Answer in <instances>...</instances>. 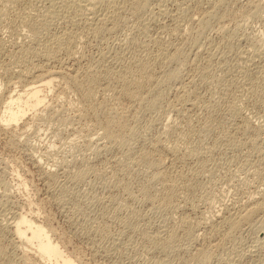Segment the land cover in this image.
Instances as JSON below:
<instances>
[{"label": "rangeland", "instance_id": "1", "mask_svg": "<svg viewBox=\"0 0 264 264\" xmlns=\"http://www.w3.org/2000/svg\"><path fill=\"white\" fill-rule=\"evenodd\" d=\"M38 1L39 0H34L33 4L35 3L34 6H36L37 9H39L38 7H40V10L43 9L41 7L45 3L48 4L47 0H44V1H46L44 4H42L43 0L39 3H38ZM158 1H162V0L154 1L153 3H156L155 5L153 3H151V6H152V4L154 6L152 8H153V11L155 13L158 12L160 9L159 3L157 4ZM163 1L165 2V7H167L166 9L172 8L171 9L172 13L174 12V10H175V12L178 11V9H176V7H177L176 3L180 4L181 1H179V0H177V2H176V0H174L175 2H173V0H169L170 2L168 0H163ZM199 1L194 0L196 6L193 4L194 3L193 1L185 3V5L190 3V5L192 7V9H191V7L189 6V11L185 14L186 17L191 15L190 16L191 18L194 17L193 19L197 20L198 16H199L198 14L202 12V9H199V6L201 5L200 8L201 7L203 8L205 6L208 7V5H209L208 3L210 0H201L202 2L203 1L206 2V3L203 2V3H205V5ZM259 1L262 2L263 0H256V1L254 0V2H256L257 5L260 4ZM247 2L254 4V2H251L250 0H238V1L236 0V1H234V4H232L233 3L232 2L230 4L231 6L230 5L228 6L229 8H231V11L234 10V12H233L234 16L233 17H235V18H233V19L237 20V22L231 18H230L232 20V21L230 20L231 23H230L228 18L226 19L227 22L229 21L228 23L225 20V24H226L225 26H226L227 30L225 28L223 30L228 31L227 33H225L223 35L224 31H222V34H221L220 33L222 30L220 28L221 24H219V26H218V24L215 21H213L214 24H213V22H212V25L210 24V26H212V27L208 28L209 30L207 29L205 32L206 36L205 35L204 36L207 39H205V38L203 39V37H204L203 36L201 39H199L200 40L199 42L194 40L196 38H194L193 36H188V35H190L189 33H191V29L193 28V23L191 20H188L190 17H188V19H184L185 17L183 15L182 16L183 18H181L179 16L180 14L178 13L179 11L176 13L174 12L175 13L174 15L171 13V11L167 12V13H169V15L171 14L170 16L172 17L171 18L172 20L174 19V17H177V13H178L180 21L178 19L176 20V18H175L174 21L177 22L176 24H179V23L182 24L184 22V26H183V24L182 25L179 24V26H181L180 28L183 27L181 29V34L177 35L176 33L171 34L169 32L171 34L170 37H168L169 36L168 32L163 33L164 31L161 32L162 30L160 29L161 28L160 25L164 22L166 23V25H168L170 27L175 26L174 25L175 22L171 21L169 15H168V17L167 16L162 17L164 19V21L162 18H160V19H162L161 21H158V22L155 21L151 25H148L149 26L148 31H146L148 34L145 33V35H144L143 32H142L143 34L140 32V31H142V29H141L142 24L140 25V22H138V21H144V19L139 20L138 18L131 17L132 15H129L130 18H128L129 16H127L128 14H126L125 16L123 15V18L121 17L122 19L118 20L119 21L118 23L120 25L118 24L117 29L112 31L113 33L107 32V33H105V35L100 36L98 38L93 36V35L92 36L88 35V37H90V38L84 36V39L88 38L86 41H84V39H82V37H81V39L79 38L80 40L78 42H80L82 40V42H81L82 44L81 43L79 45L77 44L78 45V46L76 45L77 48H74L77 50L78 47L81 46L80 49L77 50V52L74 49H73L74 53H73V51L71 52L72 54H70V53L65 54V52H64V54H61V53H63V52H61V53H59L60 57H59V55L57 56L58 58L56 57L57 59L51 58L50 61L47 60L48 64H47V62H44L45 59L41 58V56L35 55V59H34V56L30 58L28 65L31 67L33 65V64H31V62H33L35 65L38 63L42 64V61H43L44 65L38 64L35 66L33 65V67H36V66H37L36 68H38V66H39V68L44 67L43 69L46 68V70H48V68H49V70L50 69L53 70L54 68L55 69L57 68L58 70L56 69V71L63 72V75H64L63 77H65V76L71 77V75H69V74H73L75 72L74 70L78 69L79 67H81L82 70L80 71L81 68H79V70H76V72L74 74L78 73V71L83 72L84 70L88 69V67L91 68V66H93L94 63H95V65L93 67H96V63H97L96 60L102 59L101 56H103V55H104L105 59L107 58L106 60L108 62V63L105 62L106 60L103 59L105 65L110 63L114 68H116V66L118 67L119 64L117 63L118 64L117 65L116 62L113 60V58H115L114 55L122 54L125 52L126 47H123L125 45H123L122 42L124 41V44H125V42L128 40V38L130 39L131 37H135L137 40H140L142 38V42H144V43H141V44H147V42H150L151 40H153L154 37H156L155 39H158L159 37L163 36V38L161 37L159 39H161L165 43H168L170 41L171 43L170 42L169 43L171 45L168 43L169 44L168 47L169 46H170V48L172 47L171 48L172 51L176 48V46L178 45L177 43L179 42L180 43L179 45H182L181 47L184 48L183 53H185V55L183 54L184 57H182V59H185V58L186 59H185V61L182 60L184 63L183 64L184 66L182 65L183 69H181V70H182L183 74H181V76H180L181 78L177 79L176 82L172 81L171 84H170V82H171L170 81V82H168L169 85L165 84L163 86V88H165L164 89L165 92H167L166 93L167 96H166V100L163 99L164 104H163V102L161 103L162 107L150 108L147 106L146 107L143 106V107H145V109L142 107L137 108L136 104L131 102V100H128L127 98H124V99L121 98L120 99L121 100L120 104L124 100L125 105H129V103H130L131 106L133 105L135 107L134 108L132 106L130 109L129 108L130 105H129V107L126 106L124 108H126V110L128 108L131 110L129 112L127 110V112H128L127 114H129L128 117H129L130 122L132 124H134L135 127H138L139 131L141 129L140 135L136 137L137 139L134 140V138H133L131 140L130 138H132V137L128 138V139H130V142H128V144L125 145V147L127 146L126 147L127 149L124 148L123 145H122L123 147L118 146L116 144L111 146L109 144H106L104 140L99 139L98 135L95 133V131H93L94 127L90 128L91 125L93 126L92 117L89 118L88 120H85V121H84V119L79 118L80 116H78L79 114H78L77 109L75 108L74 105L79 102V99L76 100V98L77 97L79 98L80 95H79L78 91H76L74 93L73 90H75V89L71 85H70L71 88H69L68 83L63 84L64 86L59 85V83H61V84L64 83L63 81L65 79L63 80L62 78H60V80L62 79L63 81L57 82L58 84L56 83V85L54 86L55 92H53L54 89H52V91L48 92V98L46 99V101L51 104V105L49 104L50 107L48 108V110L46 109L45 110L46 112L45 111L43 112L42 110H40L39 111L40 115L37 114L36 116L33 115L31 112L32 117L29 114L26 117L27 119L26 118H25L26 120L24 119L25 121H27V120L32 121V122H30V124L28 126L30 131L27 128L29 131V134H28L27 129L25 131V129L20 128L23 125L22 124L23 121L20 124V127H18V132L20 134L15 137L16 139L14 137H11V135L8 132L0 129V264H35V263L37 264L36 260L32 259L31 257H30L31 258L30 261L26 260L27 255H26L25 251H22V249L23 250L25 249L24 245H22L21 243L18 245L19 242L16 241L18 239L16 238L15 234H13L12 231L10 232L11 221L13 222L15 220V217H16L15 215H18V214L20 215V214H25V213L29 214L30 213V214H33L35 216L37 215L36 217L38 218L39 221L46 224V226L51 228L52 231L54 230L53 232H55V234H56L55 235L53 233L54 239L60 243L61 247L65 251H67V253L74 255L76 258H78V259L81 258L80 260H81V263L83 262L82 264H86V263L87 264L88 263L89 264H158L155 262V259H156L155 253L153 254L151 251V246H150L151 241L150 240H151L152 236L156 237L157 235H163L164 229H165L164 226L166 224L168 225V227L172 224L175 225L179 220V219H177V217L180 219L182 217H186L187 219L190 218L191 220L190 219H188V220H190L191 223L193 221L196 222V223L193 222L196 226V225H198V223L200 221H202V219L205 217V215H206V217L212 215L216 220H218V217L221 216L222 214H223L222 216L230 214V213H228L230 210V212L232 211L231 212L232 214L236 213L237 215H235V216L238 218V217H242V216L246 215L248 212L250 213L251 211H253L260 203H264V136H263L264 133H261L260 137H257L258 142L256 141V143H255L256 145H255V144H252L249 142L250 136L247 133V131L245 132L246 129H243V128H246L248 125V126H250V128H262L261 131L262 130L264 131V112H263L264 111V87H263L264 86V78H262V77H264V67H263L264 66V61H263L264 60V56H263L264 55V51H263L264 50V9H263V11L262 10L260 11L261 13L258 12L260 14H256V15L253 14L252 16H250L248 13H246L243 10V6L247 5ZM197 3L198 4L201 3V4L197 5ZM39 4H40V6H39ZM192 4H193V6H192ZM202 4L204 6H202ZM235 5H236V7H235ZM237 5L239 7L241 6L242 9H240L241 7L238 9ZM0 6H1V3H0ZM193 7H195V8H193ZM152 8H150V9H152ZM233 8H236V9H233ZM150 14H151L150 12H146L145 15L143 14L144 18L150 16ZM194 15H196V16H194ZM257 15H260V16H257ZM196 17H197V19H195ZM127 18H128V22H127V20H125ZM237 18L240 20H238ZM134 19H136V22ZM168 20H169V22H167ZM1 21L2 20L0 18V23H2L0 25V30H2V31H0V40L3 41L5 39L3 41V43L6 42L8 44L7 46H10V43L12 40L16 41L17 43L19 42V44H21L22 41L23 42L26 41L25 40L26 38L24 39L23 35L17 34V36H16L9 29L4 28L5 24H3L4 23L3 21L2 22ZM178 21H179V23H178ZM124 22H126V23H124ZM134 22H135V24L136 23L137 24L139 23V24L138 25L136 24V26H135ZM239 22H240V24H239ZM81 23H80V25H81V27H83L84 26L83 23H85V22L83 21V23H82L83 25ZM154 23H158L160 25L155 24L156 25L155 26ZM171 23H173V24L170 25ZM215 24H217V25H215ZM139 25H140L139 29H141V30L135 29L136 27L138 28ZM227 25H229V26H227ZM216 26H218V27L216 28ZM61 27L64 28L63 25H61ZM227 27L228 28L230 27L229 30ZM235 27H237V28H235ZM79 28H80V26H79ZM218 28H220V29H218ZM83 29L77 28V30H79L80 32ZM237 29H238V31H237ZM185 30H187V31H185ZM79 31H77L76 33H80ZM182 31L186 32L185 33L186 35L183 34ZM231 31H235V32H231ZM127 32H129V33H127ZM8 34H9V36H8ZM150 34H152V35H150ZM214 34H215L216 38H215V36H213ZM248 34L253 35L255 38L251 35H248ZM130 35H133V36L130 37ZM138 35L139 36L141 35V36L138 37ZM243 35L245 36L244 38H243ZM151 36H152V38H151ZM166 37H167V40H169V41H165ZM176 37H178V39ZM186 37H187V39H186ZM138 38H140V39H138ZM164 38H165V40H164ZM182 38H184V39H182ZM19 39H21V40H19ZM144 39H146V42L143 41ZM174 39H176L178 42H176V40H174ZM180 39H181V41H179ZM251 39H258L259 40L258 42L261 43V44L258 43V47H255L257 49H261L263 52V55H261L259 58L257 56L256 57L254 56L253 47H251L252 45L250 44ZM17 40H19V41H17ZM120 40H122V41H120ZM184 41H185V44L183 43ZM212 41L215 45L212 43L211 44L212 46H211L210 42H212ZM172 42H173V44H172ZM121 43H122V45H119ZM83 44H86L85 47ZM191 44H193V45H191ZM228 44H229V46H231L230 48H232V46H233L232 50H230V48H228L229 47ZM230 44H232V45H230ZM112 45H113V47H112ZM115 45L117 46V48ZM173 45H175V46H173ZM200 45L201 46L203 45L202 47L204 48V50L206 52L203 50V48ZM82 47H84V48H82ZM8 48H9V50L11 49L10 47H8ZM81 49H84L85 51L83 50L81 53L80 52ZM119 49H121L122 52ZM136 49L138 51L140 49V51H141V48H139V47H137V48L134 47V50H136ZM198 49H199V51H198ZM116 50H118V51L116 52ZM128 50H130V49H127L126 53H124L126 56H128V54H130V52L133 51V50H130V52H129ZM195 50H196V52H195ZM210 50H212V51H210ZM78 51L80 52V54H78V56H77L76 53H79ZM114 51L117 54H113ZM187 51H189V52H187ZM208 51H210L214 55V57H212V59H211V61L213 63V64L211 63V65H210L211 67L209 66L211 61L210 60L207 61L209 58L208 54H210V52H208ZM193 52H194V54H193ZM215 52H218V53H216V56L214 54ZM83 53L86 55L87 59L90 58V64L89 65H88L89 60H86L85 56H83V55H82L83 57L80 56ZM109 53L110 54L112 53L111 56L113 55L111 58L109 57V55H110ZM68 54H70L71 56H69ZM105 54H107L108 56L106 55L107 56L106 57ZM204 54H206V55H204ZM98 55H99V58H98ZM1 56H0V62H4V60L6 62H8L7 58H4L3 55H1ZM73 56H74V58H73ZM76 56L78 58L79 57L80 58L77 59ZM36 57L37 58L39 57V58L37 59ZM68 57H70V58H68ZM95 57H97V59ZM32 58H33V61L31 60ZM109 58H110V60H109ZM66 59H67V61H66ZM235 59H236V61H235ZM248 59H249V62H248ZM93 60H95V61H93ZM112 60H113V62H112ZM62 61H63V63H62ZM227 61H229L228 62L229 64L226 63ZM239 62H241V63H239ZM92 63H93V65H92ZM187 63H189L188 66H187ZM203 63L204 64L207 63L208 66L210 67V69L212 68L211 69L212 71H211V70H209V67H208V71L212 72L213 74L209 73L210 75L207 77L209 79L206 78L205 82L200 83V80L198 78L199 77L198 72H199V68H201L200 66H203L202 65ZM246 63H247V65H246ZM54 64H55V66H54ZM113 64L114 65L116 64V66H114ZM198 64H200L199 68H198ZM86 65H88L87 68H86ZM120 65H121V61H120ZM240 66L241 67L244 66V67L241 68ZM118 68H121V66ZM118 68H116V70ZM229 68L231 69L230 71L227 70ZM240 68H241V70H239ZM251 68L252 69L254 68L255 70L254 69L252 70ZM248 69H250V70H248ZM246 70H248V71H246ZM65 71L69 72V73H66ZM237 72H239V73H237ZM244 72H249L251 74L244 76L245 75ZM214 74H215V76L213 77ZM227 75H229V77ZM259 75H261V76H259ZM183 76L185 77V79ZM211 76H212V78H211ZM250 76L252 77V79L251 78L249 79ZM227 77L229 80L227 79ZM231 78L233 81H230ZM240 78L242 80H240ZM191 80H193V81H191ZM211 80H212V82H211ZM216 80L218 82L220 81V83L222 82L221 84H223V85L225 82L228 84L231 83L229 86L230 88L228 90L223 88V87H225V85L224 86L221 85ZM262 80H263V83H262ZM196 81L199 85V86L197 85L198 90L196 89V93L198 92L197 99L195 101L193 99L192 100L188 99L187 103L185 102V99H183L182 104H184V105H182L180 101H178V100L176 101V99H178L177 97L180 96L179 92H181V90H183V89H186V88L188 89V87H190V85H192L193 82H196ZM65 82H66V80H65ZM250 82H252V83L255 82L254 88L256 90H258L257 92H256V90L254 92H251V88L249 87V86H251ZM214 83H215V85H214ZM187 85H189V86H187ZM260 85H262V86L260 87ZM56 86H58L61 89L63 86L64 89H62V91L64 90L66 92V93L64 92L65 95L68 97L66 98V96L63 94V92L58 91L60 89ZM166 86H168V87H166ZM182 86H185V87L183 89H180V88H182ZM176 87H177V89H176ZM14 88H16V87H14ZM66 88L68 90H66ZM69 89L70 90L72 89L71 90L72 93H69L70 92ZM218 89H219V91H218ZM17 90H19V88H17ZM176 90H178V91H176ZM174 91H176L177 93H175ZM242 92H244V93L242 94ZM256 93H258V94H256ZM56 94H58V97H60L59 98L60 100L58 98L56 99V96H57ZM60 94L62 97L60 96ZM181 94H182V92H181ZM260 94L262 95V97ZM99 95L100 96L98 98L103 99L102 97L104 95L102 94V92ZM242 96H244V98ZM64 97H65L66 101H64L65 100ZM69 97L71 100L69 99ZM174 97H175V99H174ZM198 97H200L201 101H199ZM232 98L234 101L236 100L235 104L236 105L238 104L237 106H238L239 112H240V113H238L239 114L238 116H237V113L235 115L230 114L227 110L224 109L225 104L221 103L223 108L219 112V115L217 114L218 118L217 119L215 118V121L212 123L213 124L212 127H208V126L204 127L201 125V121L204 120V117L206 118L209 113L211 114V112H212V111H210L211 106L212 107H213V105L216 106V103H217V105L219 104V106H220V103H218V102H223V100H225V99H231L232 100ZM246 98H247V101L245 100ZM170 99H172V100H170ZM243 99H244V101H243ZM74 100L76 103H74V104L72 103L73 104L72 105L70 102H74ZM63 101L65 104L63 103ZM127 101H129V102H127ZM196 101H199L201 103H198ZM55 102H56V104H55ZM67 102H68V105H67ZM124 102H123V104H124ZM177 102H179V103H177ZM195 102H196V106H198V104L202 105V106L199 105L200 107L198 106L200 108V110L196 106L193 107V105H195ZM237 102H239V103H237ZM174 103H176V104L174 105ZM203 103H205V104L203 105ZM123 104H121L122 107L125 106ZM172 105H174L175 108L181 107V109H183V110H181L180 108H177V109L181 110L178 112V111L174 110V107H171ZM181 105L184 106V108ZM208 105H209V109L206 108V107H208ZM240 105H242V107ZM56 106L58 109L56 108ZM195 107L198 110H196ZM52 108H54V109H52ZM49 109L51 110V112H49L50 111ZM188 109H189V111H188ZM251 109H253V110H251ZM56 110H58V111H56ZM59 110H60V113L62 114L60 116L57 114V113H59ZM184 110H186L185 111L186 113L184 112ZM207 110H208V112H207ZM246 110L250 111V112L248 113ZM75 111L77 112V114H75ZM202 112H203V115L201 114ZM41 113L42 114L44 113L45 115L44 114L42 115ZM55 113L57 114L56 116H55ZM198 113H200V114H198ZM52 114H54L53 120H52V118H50L51 117L50 115H52ZM182 114H183V116H181ZM41 115H42V117H41ZM46 115H47V117H46ZM185 115H187V117ZM33 116L36 117V119L37 118H39V119L33 121V118H34ZM68 116L71 118H69ZM188 116L189 117L191 116V119H193V116H196V117H194L193 122H194V125H195V123L197 124V125H195V127L196 126L197 127L194 130V134H192L188 140V144H189L188 146L190 148L192 147L191 149H193L191 151L195 152L197 150V152H198V153L196 152V154L193 153V155L195 154V156H190V155L187 156L186 155L184 157V159H182V160L175 158L176 160L174 159L175 160V163H174L173 156H171L170 154L165 152L164 158H166L167 160L165 161V159H163L164 164H162V161H161V163H159V165L156 167L157 169L155 168V170L153 168H150V167L144 165V164L143 165L136 164L132 160V158H134L135 156L136 157L138 156L137 153H139L140 150H142L141 147H144L146 144H147L146 146H148V145L150 146L153 142L152 146H154L156 144H159L157 142H159L160 139H162L161 140L162 142L160 141L161 143H163V142H164V144L170 143L171 142L170 139H172V137L170 138L171 132L166 133L167 129H165V128H168V127L170 128L172 126L173 128L171 127V129H174V130L181 129L183 126H185V123H186L185 120L190 119ZM240 116L243 118H241ZM258 116L260 118H258ZM61 117L63 120H65L64 119L65 117H68V118H66L67 120H65V121H67V122L69 121V122L67 123V122L61 120ZM182 117H184V118H182ZM247 117H249V118H247ZM31 118H32V120H31ZM80 119H81V121H80ZM181 119H184L185 123ZM89 120L92 121L91 124H90ZM254 120H255V122H254ZM61 121L64 123V125H62L63 123ZM241 121H242V123H241ZM85 122H86V124H84ZM88 122H89L90 126L87 124ZM168 122H170V123H168ZM259 122H260V124H259ZM65 123H67L68 125ZM69 123H70V126H69ZM165 123H166V125H165ZM83 125L88 126V128L87 127L84 128ZM175 125H178L180 128H178V129H177V127L174 128ZM181 125H183V126H181ZM198 125H200V126H198ZM32 126L34 128L35 127L36 128L34 129ZM209 126H211V125H209ZM67 127L69 129H67ZM31 128H33V129H31ZM235 128H236V130H235ZM239 128L240 129L242 128L243 130L242 129L240 130ZM62 129L63 130L66 129V130H64V132L62 133L61 132ZM159 129H160V131H159ZM20 130H23V133L20 132ZM238 130L242 133L240 134V132ZM57 131H59V133L54 136V134L57 133ZM72 131H74V132H72ZM236 131L238 133H236ZM24 132L27 134H24ZM77 132H79L80 134ZM160 132L162 133V135L160 134ZM229 132L230 133L234 132V134L237 136V139L243 143H241L240 145L234 146V145H231L225 139H222L225 136V134L227 135ZM5 133L7 136L5 135ZM243 133H246V134H244L245 137L243 136ZM163 134L165 136H163ZM158 135H159V139H158ZM166 135H168V136H166ZM9 136L12 139L14 138L15 141L17 140V137H19V136L20 137L18 138V140L16 142H14V140L9 141L11 139V138H9ZM155 136H157L156 139H155ZM162 136L164 138L166 137L167 141L163 140L164 138ZM6 137H8V138H6ZM67 137H68V139H66ZM239 137H240V139H239ZM247 137H248V139H247ZM23 138H25V139H23ZM75 139H77V140L75 141ZM150 140H152V141H150ZM153 140H155V141H153ZM156 140H158V141L156 142ZM227 140H228V138H227ZM243 140H245V141H243ZM12 141L14 142V144H12L13 143ZM66 141L69 144L65 143ZM70 141H72V143L74 142L76 145L74 146V144H71ZM154 142H156V143H154ZM28 143H30L31 145L34 144L35 147L30 146V144H28ZM97 143H99L98 145L100 147L101 146L102 147L99 148ZM190 143L192 144V146H190L191 145ZM35 144H37L38 147ZM103 144H105V145H103ZM12 145H15V146H12ZM106 145L110 146L111 149L110 148L107 149ZM96 146L98 147V152H97ZM104 146H105L106 150H105ZM131 146L134 147L133 148L134 150L132 149ZM8 147L10 148V150L8 149ZM102 148H104V150ZM128 149H129V151L132 150L133 152L135 151L137 153H133L132 151L128 152L127 151ZM192 152H190V153L192 154ZM126 153L127 154L130 153V155L128 154V156H130V157L132 156L131 158L130 157L128 158L130 161L127 158L124 160L125 156L128 157ZM131 154H133L134 156ZM198 154H199V157L196 156ZM202 155L204 158L202 157ZM185 158H186V160H185ZM121 159H122V161H120ZM126 160H128V162L133 164V166H132L130 163H128L129 166H132L131 169H129V168L127 169V167H129V166L126 163L127 162ZM179 160H181V163ZM67 161H68V163H67ZM58 162H60V163H58ZM62 162L63 163L65 162L64 164H65V166L66 165L67 166L65 167ZM176 162H177V164H176ZM198 162H200V164ZM54 163H56V165ZM124 163H126L125 166L122 165ZM161 164H162V166H161ZM174 164H176V165H174ZM201 164L203 166H201ZM59 165H60V167L58 168ZM172 165L174 166V168ZM183 166H184V168H182ZM120 167H122L123 172H122V169ZM123 167L126 170H124ZM164 167L165 168L169 167L167 170L172 172V174H175V173L177 174L178 172H179L178 174H180L181 170H182L181 171L182 173H184L183 171H186L187 173L185 172V174H187V176H189L188 181H189V179H190V181L193 179V182L191 181V184L194 185V186H192V190L193 189L194 190L193 191L191 190L190 192L185 191V192L180 193L183 195V196L181 195V198L179 196L180 194L177 196L178 200L176 199L175 204H177V205H175V206H177L178 210L176 208H174L173 210L169 209V211H168L167 209H164V208H160V207L157 208L159 206V204L156 203V205H157L156 206L153 203L146 201L144 199V197L142 196L143 195L142 192L145 188L146 182L149 180V178L151 177L153 172L160 170V169L161 170L165 169ZM180 167H181V169H180ZM197 168L201 172H199V174H198L199 176L196 175L197 176V178H196V176L193 173H195V171L198 170ZM201 168H203V169H201ZM177 169H179V170H177ZM46 170L47 171L49 170V171L47 172ZM175 170H177V171H175ZM202 170H203V172H202ZM59 171H60V173H59ZM211 171H212V173H211ZM189 172H190V174L192 172V174L191 175L188 174ZM45 173H47V174H45ZM52 173H54L55 176L53 175V177H52V175H51ZM201 173H202V175H201ZM115 174H117L116 175L117 177L119 175L120 178L118 177V179H117V177L114 176ZM116 179H117L118 183H117V181H114ZM119 179H120V181H119ZM121 181H122V183H121ZM199 186H201V187H199ZM188 193H190V194H188ZM185 195H186V198H185ZM210 195H212L214 198L216 196L217 197L215 199H213V197ZM250 195H251V197H250ZM196 197H197V199H196ZM94 198L98 199V201H99V202H97L98 204L96 203L92 208L87 207V203ZM259 198H261V199L259 200ZM207 199H208V202H207ZM101 201H103V203ZM245 201H247L248 203ZM193 202H195V204ZM228 202L229 203L231 202L233 205L230 203V205H231L230 206ZM255 202H256V204H255ZM241 203H244V205ZM197 204H199V205H197ZM180 207H181V209H180ZM233 209H234V211H233ZM243 209H244V211H243ZM176 210H177V212H176ZM192 211H194V212H192ZM13 213H15V214H13ZM217 213L219 214V216H217L218 215ZM12 216H14V218ZM198 216L201 218L203 217V218L199 219ZM192 219H194V220L192 221ZM175 221H176V223H175ZM246 226L247 225L242 226L243 227L242 231L235 234V236L233 238H231L230 240H229L230 237L228 236V235H231L230 230L228 227H225V228H223L224 230L222 229V232H220L218 235H216L213 239H211L209 241L210 243L207 242L206 240H204L203 235H202V233L204 234L205 230H207V229H204L205 227L204 228L199 227V231L197 228L198 232L196 231V233L198 235L200 242L197 239L196 240L197 242L195 241L196 243H193V244H195L194 245L195 247L202 246V244H203V246L205 244V247H206L210 244V246H208L210 250L213 249L212 251H215L216 253H220V254L223 252L221 256L222 257L224 256L225 260H228V258L229 259L231 258L230 261H233V262L235 261L234 263H238V260L240 259L239 258L240 254L243 252V250L250 251L251 255H255L254 254L255 250L253 251V249H254L253 246H254V244H256L255 240L257 238V234H256L257 232L253 233V230L251 231L250 229L247 228L248 226L247 227ZM8 228H10V229H8ZM223 232H225V233H223ZM201 240H204L205 242L201 241ZM212 240H214L213 241L214 243L211 242ZM198 242H199V244H198ZM250 244H252V245H250ZM20 245H22V246H20ZM194 246H193V249L195 248ZM212 247H214V248H212ZM263 249L261 250L262 253H264ZM240 250L242 252H240ZM251 251H253V252H251ZM236 252H238V253H236ZM190 253L191 252L187 251V253L184 252V253H182L181 256L179 255V257L176 256L173 258V256H171L172 258L170 257V259H168L167 262L163 263V264H185L182 262H185V260H187L186 258L188 255H189L188 258L190 259V256H191ZM183 254H185L184 257H183ZM236 255H238L239 257ZM181 257H183V258H181ZM83 259L85 262L82 261ZM248 261H250L252 263L251 259L250 260L247 259V262ZM250 262H248V264ZM214 263L215 262H210L208 264H214ZM38 264H40V263H38Z\"/></svg>", "mask_w": 264, "mask_h": 264}, {"label": "bare ground", "instance_id": "2", "mask_svg": "<svg viewBox=\"0 0 264 264\" xmlns=\"http://www.w3.org/2000/svg\"><path fill=\"white\" fill-rule=\"evenodd\" d=\"M42 0H39V2H41ZM48 1V4H46L43 0V3L44 4L40 10V7H38L39 9L36 8V6H34L33 2L34 0H0V3H1V6H0V18L1 20L4 22L3 24H5V27L4 28H7L9 29L14 35L17 36V34L19 35H23L24 36V39L26 41H22L21 44H19V42L17 43L16 41H11L10 43V46H7L8 44L5 42L3 43V41L0 40V54L3 55L4 58H7V61L6 62L4 60V62H0V129L8 132L11 137H16L18 136L20 133L18 132V127H20V124L22 123L23 121V125L22 127H20L21 129H26L28 128L30 122L32 121H25L27 118V116L30 114V116L32 117V114L33 115H37L39 114L40 110H42L43 112L48 108L50 107V103H48L46 101V99L48 98V92L49 91H52V89H54V86L56 85L57 82L59 81H63L64 79L65 80L63 81L64 83H59V85H63L65 83H68V86L69 88L70 85L75 89L73 90L74 93L76 91H78L80 97L76 98V100L79 99V102L76 103L75 100L74 102H70L71 104L73 103H76L74 106L75 108L77 109V112H78V116H80L79 118H82L85 120H88L89 118L92 117L93 119V122L91 120H89L90 124L91 122L93 123V126L89 124V122L87 123L90 128L91 127H94V130L95 133L98 135L99 139L101 140H104L106 144H109V145H118V146H121L124 148L125 145L128 144V142H130V139L132 140L134 138L137 139L136 137L140 135V131H139V128L138 127H135L134 124H132L129 120V117L127 114L129 111H131V106L130 103V107L129 105H125V102L124 100L121 102V104H124L125 106L122 107V105L120 104V99L121 98H127L128 100H131V102H133L134 104H136L137 108H144L147 106V107H150V108H157V107H162L161 106V103L163 102V99L166 100V93L165 92V88H163V86L166 84H168V82H170V84L172 83V81L176 82L177 79L181 78V74H183L182 70L183 69V61H185V59H182L183 54L185 55L184 52V48L181 47L182 45H179L180 43L176 40V42H178L176 48L172 51L170 46L168 47V45L171 43L169 40H167V37H166V40L164 38L165 41H169L168 43H165L164 41H162L161 39L159 38H163V36L159 37L158 39H155L156 37L153 38V40H151L150 38V42H147V44H141V43H144L142 42V38H138L140 40H137L135 37H131L133 35H130V39L128 38V40L125 42L124 44V41L122 42L123 47H126L125 49V52L126 53V50L127 49H130V50H133L132 52H130V50H128L130 52V54H128V56H126L124 53L122 54H117L116 52L118 50H116V52L113 54H117V55H114L115 58H113V60L116 62V64L118 65V67L121 66V68H118L116 66V64L114 66H116V68H118L116 70V68H114L110 63L109 64H104V60L105 57L104 55L101 56L102 59H97V57H95L97 63H96V67H93L95 65H92L91 68L87 66L90 64V58H86V55L83 53L81 54L80 56L83 57L85 56L86 60H89V63L88 65H86V70H84L83 72H79L74 74L76 72V70H79V68L81 67H77L78 69L74 70L75 72L73 74H69L71 75L70 76H65L63 77V72H60V71H56V69L52 68L53 70H46L43 69L41 66V68H36V67H33L34 63L31 62L32 67L28 65V62L30 60L31 57L34 56V59H35V55L36 56H41V58H44L45 61L44 62H47L48 64V61H50L51 58H56L59 53L61 54H65L66 53H70L72 54L71 52L73 51L74 53V48H77V46L82 42V40L80 42H78L81 37L82 39H84V36L85 37H88V35L90 36H95V37H100V36H103L105 35V33L107 32H112L113 30L117 29L118 27V20L119 19H122L123 18V15L125 16L126 14H128L127 16L129 15H132L131 17H135V18H138L139 20H142L144 19V21H138L140 22V25H141V29L142 31H140L141 33L143 32L144 35L145 33H147L146 31H148V25H151L153 22L155 21H161L164 17V16H167L169 15V13L167 12H170L172 8H168L166 9L167 7H165V2L162 0V1H158L157 4L159 3V11L158 12H154L153 11V4L155 5L156 3H153L154 1L156 0H47ZM169 1V0H168ZM181 1L180 4L179 3H176V9H178V12L180 15L181 18H183L182 16L184 15V19H188V17H190L191 15H187L188 17L185 16V14L189 11V6L191 7L190 3H188L187 5H185L186 2H194V0H179ZM195 1H199V0H195ZM234 1L236 0H210L209 1V5L208 7H201L200 8V4L201 3H197V5H200L199 6V9H202V12L199 13L198 15V19L197 17L195 19L197 20H194L193 18L194 17H190L188 20H191L192 23H193V28L191 29V33H189L190 35L188 36H193L194 40L196 41H200L199 39H201L206 33V30L208 28H211L212 26H210V24L212 25V22L215 21L218 26L219 24L220 25V28L222 29L221 30V34H222V31L223 32V35L225 33H227L228 31H226V24H225V20L228 18L229 21L235 17L234 16V10L231 11V8H229L228 6L232 3L234 4ZM238 1V0H237ZM251 2H254V0H250ZM256 1V0H255ZM37 2V1H36ZM170 2V1H169ZM173 2H175L173 0ZM177 2V0H176ZM199 2H202L201 0ZM205 2V1H203ZM202 2V3H203ZM260 4H256V2L253 3H248L247 2V5L243 6V10L248 13L250 16H252L253 14L256 15V14H260L261 10L263 11L264 9V0L261 2L259 1ZM258 2V3H259ZM151 3L152 6H151ZM182 3V4H181ZM206 3V2H205ZM205 3H203L205 5ZM237 3V2H236ZM235 3V4H236ZM243 3V2H242ZM37 4V3H36ZM41 4V5H42ZM172 4V3H171ZM195 6V2L193 3ZM192 4V6H193ZM202 4V6H204ZM243 5V4H242ZM40 6V4H39ZM158 6V5H157ZM231 6V5H230ZM234 6V5H233ZM238 6V5H237ZM158 7V8H159ZM236 7V5H235ZM241 7V6H240ZM239 6L237 7L238 9L240 8ZM152 8V9H150ZM157 8V9H158ZM195 8V7H193ZM170 9V10H169ZM192 9V7H191ZM198 9V8H197ZM196 9V10H197ZM198 9V10H199ZM233 9H236V8H233ZM242 9V7L240 8ZM152 10V11H151ZM169 10V11H168ZM146 12H150V16L144 18V15ZM175 12V10H174ZM171 13L174 15L175 13ZM200 12V11H199ZM260 12V13H258ZM178 13H177V17H174V19L172 20L171 18V14L169 15L170 16V19L171 21H174L175 18L176 20L180 19L179 16H178ZM144 14V15H143ZM149 15V14H148ZM176 16V15H175ZM196 16V15H194ZM257 16H260V15H257ZM122 17V18H121ZM256 17V16H255ZM130 18V16L128 17ZM128 18L125 19L127 20L128 22ZM162 18V19H160ZM231 18V19H230ZM238 19V18H237ZM124 20V19H123ZM122 20V21H123ZM124 20V21H125ZM135 22H136V19H134ZM133 20V21H134ZM234 21L237 22V20L233 19ZM240 20V19H238ZM244 20V19H243ZM1 21V22H2ZM83 21L85 23H83ZM121 21V20H120ZM164 21V19H163ZM166 21V20H165ZM170 21V22H171ZM180 21V20H179ZM178 21V23H179ZM184 21V20H183ZM182 21V22H183ZM187 21V20H186ZM190 21V22H191ZM228 21V22H229ZM232 21V20H231ZM230 21V23H231ZM83 23L84 26L81 27L80 23ZM134 22V24H135ZM169 22V20L167 21ZM175 22V23H174ZM174 25L175 26H168L166 25V23H162L161 25L158 24V23H154L155 24H158L160 25V29L162 30L161 32L163 33H176L177 35L178 34H181V29L183 28H180L181 26H179V24H176L177 22L174 21ZM181 22V23H182ZM227 22V20H226ZM227 22V23H228ZM235 22V23H236ZM81 23V24H82ZM121 23V22H120ZM126 23V22H124ZM161 23V22H160ZM173 23H171L170 25H172ZM187 23V22H186ZM2 23H0L1 25ZM82 24V25H83ZM133 24V25H134ZM137 24V23H136ZM135 24V26H136ZM139 24V23H138ZM137 24V25H138ZM183 26H184V22L182 23ZM180 24V25H182ZM214 24V22H213ZM215 24V25H217ZM240 24V22H239ZM61 25L64 26V28L61 27ZM120 25V24H119ZM140 25L139 27L135 28V29H139L140 28ZM186 25V24H185ZM214 25V26H215ZM3 26V25H2ZM1 26V27H2ZM83 29L81 30V32L78 29ZM156 26V25H155ZM190 26V25H189ZM188 26V27H189ZM210 26V27H209ZM216 26V28L218 27ZM229 26V25H227ZM235 26V25H234ZM186 27V26H185ZM192 27V26H191ZM243 27V26H242ZM19 28V29H18ZM151 28V27H150ZM155 28V27H154ZM158 28V27H157ZM218 28V29H220ZM226 29V30H223V29ZM228 28V27H227ZM230 28V27H229ZM228 28V30H229ZM233 28V27H232ZM237 28V27H235ZM240 28V27H239ZM132 29V28H131ZM139 29V30H141ZM159 29V30H160ZM188 29V28H187ZM8 30V31H9ZM138 30V31H139ZM154 30V29H153ZM209 30V29H208ZM211 30V29H210ZM2 31V30H0ZM77 31H79L80 33H76ZM187 31V30H185ZM236 31V30H235ZM235 31H231V32H235ZM238 31V29H237ZM6 32V31H5ZM10 32V33H11ZM134 32V31H133ZM183 32V31H182ZM211 32V31H210ZM218 32V33H219ZM9 33V34H10ZM11 33V34H12ZM113 33V32H112ZM111 33V34H112ZM129 33V32H127ZM126 33V34H127ZM139 33V32H138ZM142 33V34H143ZM155 33V32H154ZM169 33V36L170 37V34ZM186 32H183V34H185ZM8 34V36H9ZM134 34V33H133ZM148 34V33H147ZM175 34V35H176ZM182 34V35H183ZM209 34V33H208ZM217 34V33H216ZM242 34V33H241ZM109 35V34H108ZM107 35V36H108ZM152 35V34H150ZM149 35V36H150ZM155 35V34H154ZM168 35V34H167ZM186 35V34H185ZM222 35V36H223ZM248 35H251V34H248ZM22 36V37H23ZM127 36V35H126ZM141 36V35H140ZM138 35V37H140ZM147 36V35H146ZM181 36V35H180ZM206 36V35H205ZM205 36L203 37V39L205 38ZM215 36V34L213 35ZM253 36V35H251ZM158 37V36H157ZM179 37V36H178ZM178 37H176L178 39ZM208 37V36H207ZM245 36L243 35V38ZM249 37V36H248ZM254 37V36H253ZM12 38V37H11ZM17 38V37H16ZM20 38V37H19ZM80 38V39H79ZM90 38V37H88ZM87 38V39H88ZM152 38V36H151ZM175 38V37H174ZM181 38V37H180ZM185 38V37H184ZM182 38V39H184ZM211 38V37H210ZM216 38V36H215ZM241 38V37H240ZM255 38V37H254ZM259 38V37H258ZM87 39H84V41H86ZM187 39V37H186ZM207 39V38H205ZM21 40V39H19ZM17 40V41H19ZM101 40V39H100ZM171 40V39H170ZM213 40V39H212ZM89 41V40H88ZM122 41V40H120ZM143 41L146 42V39H144ZM172 41V40H171ZM181 41V39L179 40ZM183 41V40H182ZM206 41V40H205ZM208 41V40H207ZM245 41V40H244ZM248 41V40H247ZM251 47H253V53H254V56L256 57H260L261 55H263V52L261 49H257L255 47H258V39H251ZM261 41V40H260ZM78 42V43H77ZM187 42V41H186ZM202 42V41H201ZM209 42V41H208ZM88 43V42H87ZM86 43V44H87ZM119 43V42H118ZM119 44V45H122ZM185 44V41L183 42ZM194 43V42H193ZM205 43V42H204ZM213 43L210 42V45ZM78 44V45H77ZM82 44V43H81ZM86 44H83L84 47ZM108 44V43H107ZM173 44V42H172ZM176 44V43H175ZM196 44V43H195ZM214 44V43H213ZM261 44V43H259ZM77 45V46H76ZM82 45V46H83ZM111 45V44H110ZM117 45V44H116ZM115 45V46H116ZM171 45V44H170ZM193 45V44H191ZM209 45V46H210ZM215 45V44H214ZM213 45V46H214ZM232 45V44H230ZM76 46V47H75ZM108 46V45H107ZM175 46V45H173ZM184 46V45H183ZM201 46V45H200ZM203 46V45H202ZM201 46V47H202ZM205 46V45H204ZM212 46V45H211ZM229 46V44H228ZM247 46V45H246ZM10 47L11 49L9 50ZM81 47V46H80ZM80 47H78V49H80ZM82 47V48H84ZM110 47V46H109ZM113 47V45H112ZM111 47V48H112ZM120 47V46H119ZM118 47V48H119ZM122 47V48H123ZM134 47L137 48H141V51L139 49V51L136 49L134 50ZM193 47V46H192ZM196 47V46H195ZM218 47V46H217ZM231 46H229L228 48H230ZM117 48V46H116ZM115 48V49H116ZM203 48V47H202ZM208 48V47H207ZM233 48V46H232ZM232 48H230V50H232ZM255 48V49H254ZM74 49V50H73ZM77 49V50H78ZM190 49V48H189ZM220 49V48H219ZM243 49V48H242ZM251 49V48H250ZM76 50V52H77ZM84 49H81V53ZM121 51V49H119ZM123 50V49H122ZM191 50V49H190ZM193 50V49H192ZM202 50V49H201ZM200 50V51H201ZM204 50V48H203ZM245 50V49H244ZM85 51V50H84ZM199 51V49H198ZM205 51V50H204ZM212 51V50H210ZM208 51V52H210ZM214 51V50H213ZM218 51V50H217ZM241 51V50H240ZM264 51V50H263ZM79 52V51H78ZM79 53H76L77 56ZM122 52V51H121ZM120 52V53H121ZM128 52V53H129ZM189 52V51H187ZM196 52V50H195ZM206 52V51H205ZM238 52V51H237ZM104 53V52H103ZM216 53L218 52H215V56H216ZM242 53V52H241ZM240 53V54H241ZM70 54H68L69 56H71ZM108 54V53H107ZM105 54V56L107 55ZM110 54V53H109ZM112 54V53H111ZM111 54L109 55V57L111 58ZM194 54V52H193ZM243 54V53H242ZM0 55V56H1ZM75 55V54H74ZM83 55V56H82ZM188 55V54H187ZM191 55V54H190ZM206 55V54H204ZM218 55V54H217ZM231 55V54H230ZM252 55V54H251ZM63 56V55H62ZM66 56V55H65ZM76 56V57H77ZM89 56V55H88ZM87 56V57H88ZM108 56V55H107ZM106 56V57H107ZM198 56V55H197ZM241 56V55H240ZM264 56V55H263ZM2 57V56H1ZM60 57V55H59ZM90 57V56H89ZM100 57V58H101ZM188 57V56H187ZM208 60L207 61H211L212 57H214V55L210 52V54H208ZM248 57V56H247ZM3 58V59H4ZM37 58V57H36ZM39 58V57H38ZM37 58V59H38ZM58 58V57H57ZM56 58V59H57ZM70 58V57H68ZM74 58V56H73ZM80 58V57H79ZM77 57V59H79ZM98 58H99V55H98ZM109 58V60H110ZM228 58V57H227ZM237 58V57H236ZM76 59V58H75ZM84 59V58H83ZM94 59V58H93ZM107 59V58H106ZM105 59V60H106ZM188 59V58H187ZM191 59V58H190ZM214 59V58H213ZM225 59V58H224ZM241 59V58H240ZM244 59V58H243ZM255 59V58H254ZM33 61V58L31 59ZM54 60V59H53ZM93 60V61H95ZM112 60V62H113ZM232 60V59H231ZM242 60V59H241ZM261 60V59H260ZM42 61V60H41ZM57 61V60H56ZM61 61V60H60ZM65 61V60H64ZM67 61V59H66ZM75 61V60H74ZM81 61V60H80ZM120 61H121V65H120ZM188 61V60H187ZM236 61V59H235ZM246 61V60H245ZM252 61V60H251ZM264 61V60H263ZM42 61V64L44 63ZM59 62V61H58ZM79 62V61H78ZM107 62V60L105 61ZM111 62V63H112ZM206 62V61H205ZM229 61H227L226 63H228ZM248 62H249V59H248ZM37 63V62H36ZM63 63V61H62ZM77 63V62H76ZM75 63V64H76ZM84 63V62H83ZM87 63V62H86ZM85 63V64H86ZM108 63V62H107ZM186 63V62H185ZM208 63V62H207ZM206 63V64H207ZM212 61L210 62L209 66L211 65ZM237 63V62H236ZM241 63V62H239ZM254 63V62H253ZM260 63V62H259ZM39 64V63H38ZM38 64H35V65H38ZM41 64V63H40ZM39 64V65H40ZM41 64V65H42ZM84 64V65H85ZM189 63H187V66H188ZM202 64L203 66H200L201 68H199V65L198 64V68H199V72H198V75H199V80H200V83L201 82H205L206 81V78L210 75L209 73H212V72H209L208 71V64ZM213 64V63H212ZM229 64V63H228ZM34 65V66H35ZM44 65V64H43ZM68 65V64H67ZM183 65V66H182ZM205 65V66H204ZM226 65V64H225ZM224 65V66H225ZM233 65V64H232ZM242 65V64H241ZM247 65V63H246ZM251 65V64H250ZM262 65V64H261ZM55 66V64H54ZM62 66V65H61ZM69 66V65H68ZM73 66V65H72ZM245 66V65H244ZM243 66V67H244ZM260 66V65H259ZM46 67V66H45ZM48 67V66H47ZM84 67V66H83ZM211 67V66H210ZM209 67V70H211ZM213 67V66H212ZM231 67V66H230ZM239 67V66H238ZM241 67V66H240ZM241 67V68H243ZM264 67V66H263ZM60 68V67H59ZM197 68V69H198ZM224 68V67H223ZM241 68L239 70H241ZM248 68V67H247ZM260 68V67H259ZM74 69V68H73ZM187 69V68H186ZM222 69V68H221ZM225 69V68H224ZM234 69V68H233ZM252 69V68H251ZM254 69V68H253ZM252 69V70H253ZM58 70V69H57ZM62 70V69H61ZM82 70V68L80 69V71ZM223 70V69H222ZM227 70H231L230 68L227 69ZM250 70V69H248ZM246 70V71H248ZM255 70V69H254ZM261 70V69H260ZM187 71V70H186ZM198 71V70H197ZM212 71V70H211ZM66 72V71H65ZM182 72V73H181ZM66 73H69V72H66ZM219 73V72H218ZM221 73V72H220ZM231 73V72H230ZM239 73V72H237ZM245 75L244 76H247L251 73L249 72H244ZM253 73V72H252ZM257 73V72H256ZM65 74V73H64ZM213 74V73H212ZM233 74V73H232ZM241 74V73H240ZM263 74V73H262ZM68 75V74H67ZM221 75V74H220ZM257 75V74H256ZM197 76V75H196ZM215 76V74L213 75V77ZM219 76V75H218ZM229 77V75H227ZM253 76V75H252ZM261 76V75H259ZM184 77V76H183ZM226 77V76H225ZM227 77V79H228ZM234 77V76H233ZM232 77V78H233ZM60 78H62L60 80ZM212 78V76H211ZM220 78V77H219ZM231 78L230 81H233ZM248 78V77H247ZM252 79V77L250 76L249 79ZM257 78V77H256ZM264 78V77H262ZM59 79V80H58ZM185 79V77H184ZM209 79V78H207ZM226 79V78H225ZM235 79V78H234ZM246 79V78H245ZM183 80V79H182ZM187 80V79H186ZM218 80V79H217ZM216 80V81H217ZM224 80V79H223ZM229 80V79H228ZM227 80V81H228ZM240 80H242L240 78ZM244 80V79H243ZM193 81V80H191ZM210 81V80H209ZM222 81V80H221ZM248 81V80H247ZM254 81V80H253ZM208 82V81H207ZM206 82V83H207ZM212 82V80H211ZM218 82V81H217ZM237 82V81H236ZM242 82V81H241ZM179 83V82H178ZM184 83V82H183ZM220 83V81L218 82ZM222 83V82H221ZM220 83V84H221ZM224 83V82H223ZM226 83V82H225ZM225 89H229L230 87V84L226 83ZM255 83V82H254ZM250 82V85L249 86L251 88V92H254L256 89L254 88L255 87V84ZM262 83H263V80H262ZM58 84V83H57ZM175 84V83H174ZM213 84V83H212ZM217 84V83H216ZM234 84V83H233ZM258 84V83H257ZM260 84V83H259ZM169 85V84H168ZM182 85V84H181ZM184 85V84H183ZM198 83L197 81L196 82H193L192 85H190V87H188V89H183L185 86H182V88L180 89H183L181 90L180 93V96H178L176 99V101H180L181 104L183 103V99H185V102L187 103V100L188 99H193L194 101L197 99V95H198V92L196 93V89ZM201 85V84H200ZM204 85V84H203ZM215 85V83H214ZM223 85V84H221ZM223 85V86H224ZM64 86V85H63ZM62 86V89H64ZM171 86V85H170ZM179 86V85H178ZM189 86V85H187ZM186 86V87H187ZM209 86V85H208ZM212 86V85H211ZM217 86V85H216ZM243 86V85H242ZM247 86V87H248ZM262 85H260L261 87ZM16 87V88H14ZM58 87V86H56ZM61 87V86H60ZM66 87V86H65ZM168 87V86H166ZM173 87V86H172ZM205 87V86H204ZM233 87V86H232ZM264 87V86H263ZM17 88H19V90H17ZM59 88V87H58ZM57 88V89H58ZM171 88V87H170ZM175 88V87H174ZM215 88V87H214ZM222 88V87H221ZM239 88V87H238ZM237 88V89H238ZM257 88V87H256ZM60 92H63V94L65 95V91L61 88H59ZM172 89V88H171ZM177 89V87H176ZM216 89V88H215ZM247 89V88H246ZM66 90H68L66 88ZM70 90V89H69ZM72 90V89H71ZM70 90L69 93H72V91ZM198 90V89H197ZM210 90V89H209ZM57 91V92H58ZM170 91V90H169ZM178 91V90H176ZM176 91H174L175 93H177ZM180 91V90H179ZM211 91V90H210ZM215 91V90H214ZM219 91V89H218ZM239 91V90H238ZM258 90H256L257 92ZM261 91V90H260ZM53 92H55V89L53 90ZM65 92V93H64ZM102 92V94L104 95L102 98L103 99H99L98 97L100 96L99 94ZM231 92V91H230ZM233 92V91H232ZM245 92V91H244ZM242 92V94L244 93ZM173 93V92H172ZM214 93V92H213ZM226 93V92H225ZM62 94V93H61ZM60 94V96H61ZM201 94V93H200ZM203 94V93H202ZM205 94V93H204ZM220 94V93H219ZM227 94V93H226ZM258 94V93H256ZM56 99L60 98L58 97V94H56ZM70 95V94H69ZM211 95V94H210ZM213 95V94H212ZM215 95V94H214ZM231 95V94H230ZM239 95V94H238ZM261 95V94H260ZM259 95V96H260ZM66 96V95H65ZM78 96V95H77ZM170 96V95H169ZM168 96V97H169ZM203 96V95H202ZM246 96V95H245ZM250 96V95H249ZM62 97V96H61ZM68 96H66L67 98ZM167 97V98H168ZM201 97V96H200ZM200 97L199 98V101L200 100ZM215 97V96H214ZM217 97V96H216ZM223 97V96H222ZM227 97V96H226ZM229 97V96H228ZM233 97V96H232ZM238 97V96H237ZM244 98V96H242ZM262 97V95H261ZM260 97V98H261ZM101 98V97H100ZM212 98V97H211ZM225 98V97H224ZM231 98V97H230ZM65 99V97H64ZM70 99V97H69ZM173 99V98H172ZM170 99V100H172ZM175 99V97H174ZM255 99V98H254ZM262 99V98H261ZM60 100V99H59ZM68 100V99H67ZM71 100V99H70ZM69 100V101H70ZM247 101V98L245 99ZM260 100V99H259ZM263 100V99H262ZM66 101V99L64 100ZM63 101V103H64ZM199 101H196L198 103H201ZM238 101V100H237ZM244 101V99H243ZM61 102V101H60ZM129 102V101H127ZM189 102V101H188ZM193 102V101H192ZM196 102H195V105L196 106ZM204 102V101H203ZM214 102V101H213ZM236 100L234 101L233 98L232 100L231 99H225L223 100V102H218L220 103V106L219 104L217 105L216 103V106L213 105V107L211 108L210 107V111L211 114L209 113L208 116L205 118L204 117V120H200L201 121V125L202 126H208V127H212V123L215 121V118L217 119L218 116L217 114L219 115V112L222 110L223 106L221 105V103H224V109L227 110L230 114L232 115H235L237 113V116L239 115L238 113L239 112V108H238V104L236 105L235 104ZM263 102V101H262ZM58 103V102H57ZM62 103V104H63ZM169 103V102H168ZM179 103V102H177ZM185 103V104H186ZM190 103V102H189ZM239 103V102H237ZM241 103V102H240ZM50 104V105H49ZM53 104V103H52ZM56 104V102H55ZM54 104V105H55ZM61 104V103H60ZM65 104V103H64ZM72 104V105H73ZM164 104V102H163ZM176 103H174L175 105ZM192 104V103H191ZM205 103H203L204 105ZM59 105V104H58ZM67 105H68V102H67ZM171 105V104H170ZM169 105V106H170ZM172 105L171 107H174V110L176 111H181L183 109H181V107H176ZM178 105V104H177ZM180 105V104H179ZM184 105V104H182ZM181 105V106H182ZM200 104H198L199 106ZM207 105V104H206ZM247 105V104H246ZM253 105V104H252ZM257 105V104H256ZM63 106V105H62ZM61 106V107H62ZM71 106V105H70ZM69 106V107H70ZM128 106L127 110L126 107ZM145 106V107H143ZM196 106L197 108L199 107ZM242 107V105H240ZM53 107V106H52ZM59 107V106H58ZM60 107V108H61ZM73 107V106H72ZM134 107V106H133ZM184 108V106H182ZM192 107V108H193ZM195 107V109H196ZM204 107V106H203ZM57 108V106H56ZM55 108V109H56ZM135 108V107H134ZM170 108V107H169ZM177 108H180V109H177ZM186 108V107H185ZM205 108V107H204ZM209 109V105L208 107H206ZM259 108V107H258ZM257 108V109H258ZM54 109V108H52ZM58 109V108H57ZM72 109V108H71ZM74 109V108H73ZM75 109V110H76ZM171 109V108H170ZM187 109V108H186ZM247 109V108H246ZM250 109V108H249ZM256 109V108H255ZM50 110V109H49ZM136 110V109H135ZM142 110V109H141ZM198 110V109H196ZM200 110V108H199ZM242 110V109H241ZM240 110V111H241ZM253 110V109H251ZM41 111V112H42ZM55 111V110H54ZM58 111V110H56ZM72 111V110H71ZM167 111V110H166ZM186 110H184L185 112ZM189 111V109H188ZM247 111V110H246ZM32 112V114H31ZM46 112V111H45ZM51 112V110L49 111ZM62 112V111H61ZM77 112L75 111V114H77ZM208 112V110H207ZM217 112V113H216ZM227 112V113H228ZM248 113L250 111H247ZM260 112V111H259ZM264 112V111H263ZM48 113V112H47ZM54 113V112H53ZM57 113V112H56ZM55 113V116L58 114L59 116L62 115L60 113V110H59V113L56 114ZM167 113V112H166ZM171 113V112H170ZM186 113V112H185ZM191 113V112H190ZM197 113V112H196ZM246 113V112H245ZM255 113V112H254ZM42 114V113H41ZM44 114V113H43ZM42 114V115H43ZM49 114V113H48ZM51 114V113H50ZM131 114V113H130ZM180 114V113H179ZM200 114V113H198ZM203 115V112L201 113ZM263 114V113H262ZM40 115V114H39ZM41 115V117H42ZM45 115V114H44ZM192 115V114H191ZM197 115V114H196ZM260 115V114H259ZM53 120L54 118V114L50 115ZM75 116V115H74ZM167 116V115H166ZM172 116V115H171ZM183 116V114L181 115ZM187 117V115H185ZM206 116V115H205ZM34 117V116H33ZM44 117V116H43ZM47 117V115H46ZM69 117V116H68ZM68 117H63L65 120H67L66 118ZM189 117V116H188ZM194 117L196 116H193V119ZM199 117V116H198ZM241 117V116H240ZM26 118V119H25ZM49 118V117H48ZM57 118V117H56ZM71 118V117H69ZM78 118V117H77ZM174 118V117H173ZM177 118V117H176ZM184 118V117H182ZM190 119H186V123L184 121V119H181L184 121L185 123V126H183L181 129L179 130H174V129H171V127L169 128H165L167 129L166 133H169L171 132L170 134V138L172 137V139H170V143H167V144H164L161 143L162 139H160L159 142H157L158 140H156L157 143L159 144H156L154 146H152V144L149 146H144V147H141L142 150H140L139 153L137 152H133L131 149V151L133 153H137L138 156L132 158V160L136 163V164H141V165H146L150 168H153L155 170V168L159 165V163H161L162 161V164H164V160L165 161L167 160L166 158H164V154L165 152H167L168 154H170L171 156H173V160L175 158L177 159H184V157L187 155H190V156H195L197 150L195 152H192L191 149L188 145V140L190 138V136L192 134H194V130L195 128V125H197L195 123L194 125V122H193V119H191V116L189 117ZM243 118V117H241ZM246 118V117H245ZM249 118V117H247ZM257 118V117H256ZM258 118H260L258 116ZM257 118V119H258ZM25 119V120H24ZM30 119V118H29ZM39 119V118H37ZM36 117L33 118V121L34 120H37ZM45 119V118H44ZM200 119V118H199ZM198 119V120H199ZM203 119V118H202ZM239 119V118H238ZM32 120V118H31ZM46 120V119H45ZM48 120V119H47ZM61 120L62 117H61ZM63 120V121H65ZM74 120V119H73ZM76 120V119H75ZM78 120V119H77ZM249 120V119H248ZM260 120V119H259ZM262 120V119H261ZM81 121V119H80ZM164 121V120H163ZM179 121V120H178ZM252 121V120H251ZM257 121V120H256ZM62 122V121H61ZM67 122V121H65ZM69 122V121H68ZM67 122V123H68ZM76 122V121H75ZM74 122V123H75ZM87 122V121H86ZM86 122L84 124H86ZM173 122V121H172ZM199 122V121H198ZM255 122V120H254ZM35 123V122H34ZM63 123V122H62ZM65 123V124H67ZM78 123V122H77ZM81 123V122H80ZM170 123V122H168ZM167 123V124H168ZM200 123V122H199ZM242 123V121H241ZM72 124V123H71ZM82 124V123H81ZM172 124V123H171ZM176 124V123H175ZM239 124V123H238ZM260 124V122H259ZM262 124V123H261ZM64 125V123L62 124ZM68 125V124H67ZM164 125V124H163ZM166 125V123H165ZM211 125V126H209ZM237 125V124H236ZM240 125V124H239ZM250 125V124H249ZM34 126V125H33ZM32 126V127H33ZM69 126H70V123H69ZM74 126V125H73ZM81 126V125H80ZM200 126V125H198ZM72 127V126H71ZM82 127V126H81ZM83 127H87L88 126H84ZM160 127V126H159ZM165 127V126H164ZM180 128L178 125H175L174 128ZM185 127V128H184ZM242 127V126H241ZM245 127V126H244ZM261 127V126H260ZM34 128V127H33ZM31 128V129H33ZM36 128V127H35ZM34 128V129H35ZM65 128V127H64ZM173 128V127H172ZM29 129V128H28ZM27 129V131H28ZM61 129V128H60ZM59 129V130H60ZM67 129H69L67 127ZM83 129V128H82ZM199 129V128H198ZM240 129V128H239ZM242 129V128H241ZM240 129V130H241ZM243 129H246L245 132L247 131V133L249 134L250 136V139H249V142L252 143V144H255L256 141L258 140L257 137H260V134L261 133H264V131L262 132L261 129L262 128H250V126L247 125L246 128H243ZM242 129V130H243ZM66 130V129H64ZM64 130L62 129V133L64 132ZM197 130V129H196ZM236 130V128H235ZM30 131V129H29ZM29 131H28V134H29ZM35 131V130H34ZM83 131V130H82ZM81 131V132H82ZM87 131V130H86ZM92 131V132H93ZM160 131V129H159ZM239 131V130H238ZM20 132L23 133V130H20ZM60 132V133H61ZM70 132V131H69ZM74 132V131H72ZM100 132V133H99ZM240 132V131H239ZM244 132V131H243ZM35 133V132H34ZM37 133V132H36ZM59 131H57V133L54 134V136L56 134H58ZM79 133V132H77ZM84 133V132H83ZM82 133V134H83ZM164 133V132H163ZM236 133H238L236 131ZM242 132H240L241 134ZM24 134H27L24 132ZM80 134V133H79ZM94 134V133H93ZM143 134V133H142ZM160 134L162 135V133L160 132ZM159 134V135H160ZM165 134V133H164ZM163 134V136H165ZM244 134L246 133H243V136ZM6 135V133H5ZM34 135V134H33ZM60 135V134H59ZM62 135V134H61ZM74 135V134H73ZM92 135V134H91ZM159 135H158V139H159ZM7 136V135H6ZM22 136V135H21ZM24 136V135H23ZM58 136V135H57ZM56 136V137H57ZM68 136V135H67ZM162 136V137H163ZM168 136V135H166ZM264 136V135H263ZM9 136V138H11ZM20 137V136H19ZM17 137V140L18 138ZM129 137H132L130 139H128ZM157 136H155V139H156ZM245 137V136H244ZM262 137V136H261ZM8 138V137H6ZM14 138L10 139L9 141L11 140H14ZM76 138V137H75ZM139 138V137H138ZM164 138V137H163ZM168 138V137H167ZM228 138V140H227ZM16 139V138H15ZM25 139V138H23ZM68 139V137L66 138ZM74 139V138H73ZM222 139H225L226 141H228L231 145H234V146H237V145H240L241 142L240 140L237 139V136L234 134V132H229L227 135L225 134V136L222 138ZM240 139V137H239ZM248 139V137H247ZM7 140V139H6ZM16 140V141H17ZM77 139H75L76 141ZM139 140V139H138ZM163 140H166V137L163 139ZM14 140V142H16ZM99 141V140H98ZM140 141V140H139ZM138 141V142H139ZM145 141V140H144ZM152 141V140H150ZM155 141V140H153ZM167 141V140H166ZM165 141V142H166ZM245 141V140H243ZM261 141V140H260ZM13 142V141H12ZM14 142L12 144H14ZM19 142V141H18ZM24 142V141H23ZM26 142V141H25ZM93 142V141H92ZM97 142V141H96ZM135 142V141H134ZM147 142V141H146ZM154 142V143H156ZM258 142V141H257ZM27 143V142H26ZM67 143V141L65 142ZM71 144H74V146L76 145L74 142L72 143V141H70ZM78 143V142H77ZM148 143V142H147ZM151 143V142H150ZM192 143V142H191ZM190 143V144H191ZM7 144V143H6ZM11 144V143H10ZM22 144V143H21ZM30 144V143H28ZM69 144V143H67ZM70 144V145H71ZM95 144V143H94ZM99 143H97L98 145ZM131 144V143H130ZM133 144V143H132ZM135 144V143H134ZM145 144V143H144ZM193 144V143H192ZM192 144L190 146H192ZM248 144V143H247ZM37 146V144H35ZM105 145V144H103ZM123 145V146H122ZM251 145V144H250ZM256 145V144H255ZM260 145V144H259ZM12 146H15V145H12ZM28 146V145H27ZM30 146H34L30 144ZM99 146V145H98ZM130 146V145H129ZM139 146V145H138ZM142 146V145H141ZM258 146V145H257ZM35 147V146H34ZM33 147V148H34ZM38 147V146H37ZM97 147V146H96ZM102 147V146H101ZM99 146V148H101ZM107 149L110 148V146L106 145ZM116 147V146H115ZM132 147V146H131ZM195 147V146H194ZM30 148V147H29ZM105 148V146H104ZM104 148H102L104 150ZM134 147H132L133 149ZM8 149L10 150V148L8 147ZM31 149V148H30ZM35 149V148H34ZM111 149V148H110ZM121 149V148H120ZM127 149V148H126ZM196 149V148H195ZM33 150V149H32ZM100 150V149H99ZM106 150V148H105ZM134 150V149H133ZM128 152H131L129 151V149L127 150ZM126 151V152H127ZM97 152H98V147H97ZM104 152V151H103ZM192 152V154L190 153ZM193 153H195L193 155ZM198 153V152H197ZM200 153V152H199ZM99 154V153H98ZM125 154V153H124ZM123 154V155H124ZM127 154V153H126ZM130 155V153H128ZM127 154V156H128ZM201 154V153H200ZM133 155V154H131ZM167 155V154H166ZM134 156V155H133ZM199 157V154L196 155ZM124 157V156H123ZM130 156L124 158V160L127 158H129ZM132 157V156H131ZM130 157V158H131ZM203 157V155H202ZM171 158V157H170ZM187 158V157H186ZM185 158V160H186ZM201 158V157H200ZM204 158V157H203ZM194 159V158H193ZM129 160V159H128ZM128 160H126L127 162V165L129 166L128 163ZM131 160V161H132ZM176 160V159H175ZM175 160H174V163H175ZM181 160L180 163H181ZM200 160V159H199ZM39 161V160H38ZM58 161V160H57ZM66 161V160H65ZM122 161V159L120 160ZM130 161V160H129ZM192 161V160H191ZM125 162V161H124ZM178 162V161H177ZM176 162V164H177ZM183 162V161H182ZM60 163V162H58ZM63 163V162H62ZM65 163V162H64ZM63 163V164H64ZM68 163V161H67ZM126 163L122 164V165H126ZM171 163V162H170ZM200 164V162H198ZM56 165V163H54ZM131 164V163H130ZM135 164V165H136ZM161 164V166H162ZM174 164V165H176ZM251 164V163H250ZM53 165V164H52ZM133 166V164H131ZM167 165V164H166ZM180 165V164H179ZM65 166V164H64ZM63 166V167H64ZM67 166V165H66ZM65 166V167H66ZM121 166V165H120ZM132 166H129L127 167V169H131ZM138 166V165H137ZM140 166V165H139ZM173 166V165H172ZM187 166V165H186ZM201 166H203L201 164ZM205 166V165H204ZM57 167V166H56ZM60 167V165L58 166V168ZM62 167V166H61ZM135 167V166H134ZM176 167V166H175ZM122 169V167H120ZM124 168V167H123ZM159 168V167H158ZM165 168V167H164ZM169 168V167H168ZM168 168H165V169H160V170H157V171H154L153 174L151 175V177L149 178V180L146 182V185H145V188L142 192V196L144 197V199L150 203H153L154 205L159 204V206L157 208H164V209H167L169 211L170 210H173L174 208L177 209V204L176 203V199L178 198L177 196L182 193V192H185V191H191L192 190V185L191 184V181L193 182V179L190 181H188V177L187 174H185L186 171H183L184 173H182L180 171V174H172V172H170L169 170H167ZM174 168V166H173ZM184 168V166L182 167ZM64 169V168H63ZM157 169V168H156ZM172 169V168H171ZM181 169V167H180ZM191 169V168H190ZM198 169V168H197ZM203 169V168H201ZM50 170V169H49ZM48 170V171H49ZM65 170V169H64ZM124 170H126L124 168ZM173 170V169H172ZM179 170V169H177ZM175 170V171H177ZM185 170V169H184ZM192 170V169H191ZM206 170V169H205ZM47 171V170H46ZM47 171V172H48ZM51 171V170H50ZM174 171V170H173ZM52 172V171H51ZM65 172V171H64ZM122 172H123V169H122ZM194 172V171H193ZM199 172H201L199 169L195 171V173H193L195 176L199 174ZM203 172V170H202ZM209 172V171H208ZM57 173V172H56ZM60 173V171H59ZM63 173V172H62ZM187 173V172H186ZM212 173V171H211ZM47 174V173H45ZM123 174V173H122ZM190 174V172L188 173ZM192 174V172H191ZM190 174V175H191ZM204 174V173H203ZM49 175V174H48ZM52 177L53 175L55 176L54 173L51 174ZM50 175V176H51ZM117 174H115L114 176H116ZM202 175V173H201ZM57 176V175H56ZM194 176V177H195ZM199 176V175H198ZM205 176V175H204ZM117 177V176H116ZM119 177V175H118ZM117 177V179H118ZM122 177V176H121ZM193 177V178H194ZM120 178V177H119ZM197 178V176H196ZM195 178V179H196ZM55 179V178H54ZM53 179V180H54ZM114 180V181H117ZM198 180V179H197ZM202 180V179H201ZM55 181V180H54ZM120 181V179H119ZM123 181V180H122ZM121 181V183H122ZM196 182V181H195ZM200 182V181H199ZM113 183V182H112ZM118 183V181H117ZM116 183V184H117ZM120 183V182H119ZM120 183V184H121ZM119 184V185H120ZM196 184V183H195ZM156 186V187H155ZM201 187V186H199ZM118 188V187H117ZM156 190H155V189ZM194 190V189H193ZM192 190V191H193ZM257 190V189H256ZM255 190V191H256ZM263 190V189H262ZM254 191V190H253ZM10 193V192H9ZM192 193V192H191ZM214 193V192H213ZM7 194V193H6ZM5 194V195H6ZM190 194V193H188ZM208 194V193H207ZM251 194V193H250ZM181 195L180 194V198H181ZM209 195V194H208ZM214 195V194H213ZM183 196V195H182ZM204 196V195H203ZM212 196V195H210ZM249 196V195H248ZM247 196V197H248ZM213 197V196H212ZM217 197V196H216ZM215 197V198H216ZM220 197V196H219ZM218 197V198H219ZM251 197V195H250ZM185 198H186V195H185ZM191 198V197H190ZM199 198V197H198ZM206 198V197H205ZM208 198V197H207ZM211 198V197H210ZM213 197V199H215ZM7 199V198H6ZM192 199V198H191ZM197 199V197H196ZM195 199V200H196ZM243 199V198H242ZM248 199V198H247ZM261 198H259L260 200ZM178 200V199H177ZM181 200V199H180ZM184 200V199H183ZM187 200V199H186ZM210 200V199H209ZM236 200V199H235ZM239 200V199H238ZM245 200V199H244ZM9 201V200H8ZM7 201V202H8ZM190 201V200H189ZM188 201V202H189ZM202 201V200H201ZM212 201V200H211ZM214 201V200H213ZM234 201V200H233ZM240 201V200H239ZM243 201V200H242ZM11 202V201H10ZM98 201L97 198H94L92 199L91 201H89L87 203V207L89 208H92ZM103 203V201H101ZM180 202V201H179ZM186 202V201H185ZM184 202V203H185ZM200 202V201H199ZM207 202H208V199H207ZM210 202V201H209ZM247 202V201H245ZM183 203V202H182ZM181 203V204H182ZM191 203V202H190ZM195 204V202H193ZM211 203V202H210ZM218 203V202H217ZM220 203V202H219ZM222 203V202H221ZM229 203V202H228ZM231 203V202H230ZM229 203V205H230ZM248 203V202H247ZM98 204V203H97ZM202 204V203H201ZM200 204V205H201ZM216 204V203H215ZM226 204V203H225ZM232 204V203H231ZM237 204V203H236ZM244 205V203H241ZM256 204V202H255ZM6 205V204H5ZM14 205V204H13ZM183 205V204H182ZM181 205V206H182ZM199 205V204H197ZM221 205V204H220ZM228 205V204H227ZM233 205V204H232ZM240 205V204H239ZM246 205V204H245ZM9 206V205H8ZM157 206V205H156ZM188 206V205H187ZM206 206V205H205ZM231 206V205H230ZM242 206V205H241ZM32 207V206H31ZM197 207V206H196ZM212 207V206H211ZM219 207V206H218ZM227 207V206H226ZM19 208V207H18ZM194 208V207H193ZM209 208V207H208ZM220 208V207H219ZM228 208V207H227ZM226 208V209H227ZM242 208V207H241ZM245 208V207H244ZM10 209V208H9ZM21 209V208H20ZM30 209V208H29ZM32 209V208H31ZM181 209V207H180ZM196 209V208H195ZM211 209V208H210ZM209 209V210H210ZM11 210V209H10ZM13 210V209H12ZM34 210V209H33ZM178 210V209H177ZM176 210V212H177ZM199 210V209H198ZM205 210V209H204ZM208 210V209H207ZM217 210V209H216ZM239 210V209H238ZM14 211V210H13ZM32 211V210H31ZM200 211V210H199ZM203 211V210H202ZM224 211V210H223ZM234 211V209H233ZM237 211V210H236ZM241 211V210H240ZM244 211V209H243ZM242 211V212H243ZM29 212V211H28ZM34 212V211H33ZM187 212V211H186ZM194 212V211H192ZM198 212V211H197ZM204 212V211H203ZM214 212V211H213ZM220 212V211H219ZM232 212V211H231ZM229 210L228 215H225V216H219V214L217 216L218 217V220H216L212 215L211 216H207L205 215V217L202 219L201 217H199V219L201 218L202 221H200L198 223V225L195 226L193 220L192 221L194 222H190V220H188L186 217H182L181 219L177 217L178 222L176 223L175 221V225H170L168 227V225L166 224L164 227V234L163 235H157L156 237H153L151 238V251L152 253L154 254L155 253V262L158 263V264H163V263H166L168 259H170L171 256L176 257L179 255L181 256L182 253L189 251L191 252L190 253V259L188 258L189 255L187 256V260H185V262H182V263H187V264H208L210 262H215L214 264H248V261L247 262V259L252 261L253 264H264V253L261 252V250L264 248V203H260L253 211H251L250 213L248 212L246 215L242 216V217H236L235 215H237L236 213L232 214ZM190 213V212H189ZM224 213V212H223ZM238 213V212H237ZM15 214V213H13ZM18 214V213H17ZM206 214V213H205ZM11 215V214H10ZM187 215V214H186ZM190 215V214H189ZM198 215V214H197ZM200 215V214H199ZM214 215V214H213ZM6 216V215H5ZM15 220L12 222L11 221V224H10V232L12 231L13 234H15L16 238L18 240L19 243L18 245L21 243L22 245H24L25 249L22 251H25L26 255H27V258L26 260H31L34 259L36 260L37 264L40 263V264H82L81 263V258L78 259L76 258L74 255L70 254V253H67V251H65L60 243L54 239V236H53V233L55 234V232L52 231L51 228H49L48 226H46V224H44L43 222L39 221L38 218L33 215V214H28V213H25V214H18V215H15ZM173 216V215H172ZM183 216V215H182ZM193 216V215H192ZM201 216V215H200ZM14 218V216H12ZM180 217V216H179ZM189 217V216H188ZM7 219V218H6ZM174 219V218H173ZM197 219V218H196ZM10 220V219H9ZM199 221V220H198ZM197 221V222H198ZM172 222V221H171ZM6 223V222H5ZM7 224V223H6ZM247 225L246 227L248 229H250L251 231L253 230V233L257 232V238L255 240L256 244H254L253 246V251L255 252L254 254L255 255H251L250 254V251H247V250H243V252L240 250V252H242L240 254V257L238 256L240 259L238 260V263H234L233 261H230V259L228 258V260H225L224 256L222 257V253H216L215 251H212L209 249L208 246H210V240L213 239L216 235H218L220 232H222V229L225 228V227H228L229 230H230V233L231 235H228L230 238H233L235 236V234L239 233L242 231L243 227L242 226H245ZM199 227H202L204 229H207L205 230V233L203 235V238L204 240H206L207 242H209L208 246L205 247V244L203 246H199V247H195L193 243H196L197 239L199 240L198 238V235L196 233L197 231V228H198V231H199ZM245 229V228H244ZM224 230V229H223ZM197 231V232H198ZM225 233V232H223ZM229 233V232H228ZM199 234V233H198ZM56 235V234H55ZM218 237V236H217ZM225 237V236H224ZM202 238V239H203ZM223 239V238H222ZM204 240H201V241H204ZM216 240V239H215ZM196 241V242H195ZM214 240H212L211 242H213ZM200 242V240H199ZM198 242V244H199ZM205 242V241H204ZM203 242V243H204ZM254 242V243H255ZM17 243V242H16ZM214 243V242H213ZM212 244V243H211ZM219 244V243H218ZM20 245V246H22ZM252 245V244H250ZM193 246L195 247L193 249ZM192 247V248H191ZM217 247V246H216ZM214 248V247H212ZM246 249V248H245ZM264 250V249H263ZM251 251V252H253ZM239 252V253H240ZM24 253V254H25ZM238 253V252H236ZM185 254H183V257H184ZM224 255V254H223ZM226 256V255H225ZM232 256V255H231ZM230 256V257H231ZM24 257V256H23ZM31 257V258H30ZM181 257V258H183ZM234 257V256H233ZM232 257V258H233ZM172 258V257H171ZM236 259V258H235ZM178 260V259H177ZM182 260V259H181ZM213 260V261H212ZM237 260V259H236ZM84 261V259L82 260ZM180 261V260H179ZM183 261V260H182ZM85 262V261H84ZM87 262V261H86ZM181 262V261H180ZM251 263V262H250ZM249 263V264H250ZM251 263V264H252ZM36 264V263H35ZM87 264V263H86ZM89 264V263H88Z\"/></svg>", "mask_w": 264, "mask_h": 264}]
</instances>
